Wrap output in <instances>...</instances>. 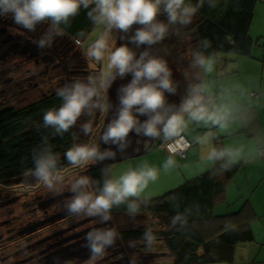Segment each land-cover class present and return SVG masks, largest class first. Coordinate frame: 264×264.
Segmentation results:
<instances>
[{
	"label": "clouds",
	"instance_id": "clouds-1",
	"mask_svg": "<svg viewBox=\"0 0 264 264\" xmlns=\"http://www.w3.org/2000/svg\"><path fill=\"white\" fill-rule=\"evenodd\" d=\"M216 8L219 0H0V17L11 18L15 25L35 32L37 25L50 22L48 31L39 39L40 47L50 48L57 36H63L71 19L78 15L81 8L87 11L93 25H102L98 39L88 49L87 56L95 61L107 60V71L97 77L89 74L86 80H75L57 89V96L62 103L50 108L43 114V127L53 128L63 135L76 125L81 115H93V109L107 113L111 107L103 92L110 88L116 77L131 75V80L119 89V107L115 118L105 126L100 139L104 143L116 144L121 148L130 144L129 134L143 136L148 141L158 140L168 149L169 155L162 168L167 172L175 168V156L182 151L178 148L181 133L186 127L185 113L195 122L218 125L221 129L228 126L230 113L223 107L216 106L211 93L206 98V88L196 86L184 99L178 109L167 104L165 93L175 94L173 72L166 60L151 55L147 50L136 54L127 45L109 48V37L113 30L128 33L133 25H138L130 42L139 47L162 42L169 34L170 25L187 27L199 10L205 6ZM167 17V23L159 21L161 14ZM63 25V27H62ZM179 34V29H176ZM210 42H201V47L193 52L194 63L206 73L213 70V57L204 54ZM147 119L141 121L139 117ZM85 135L93 132V122L89 120L82 126ZM264 154V153H262ZM111 150L101 153L97 144H77L64 153L65 159L74 167L95 164L97 160L110 156ZM227 159L223 165L230 170L237 162L234 150L213 148L209 160ZM106 173L108 169L104 170ZM160 171L147 163L138 168L129 167L120 175L105 178L102 187L93 191L87 176H81L70 185L74 193L66 202L65 209L74 217H94L101 224L112 219V209L125 205L129 216L135 217L141 206H148L151 197L146 194L150 183H155ZM25 179L32 175L38 183L49 191H56L58 177L55 175V160L50 155L37 161V167L23 173ZM175 200V198H172ZM179 208V203H174ZM176 211L170 218V229L183 232L188 228V214ZM115 228H93L85 235V244L89 257L85 264H98L106 250L118 239ZM144 243L151 248L156 241L153 229L146 228L143 233ZM67 264V262H65Z\"/></svg>",
	"mask_w": 264,
	"mask_h": 264
},
{
	"label": "crops",
	"instance_id": "crops-1",
	"mask_svg": "<svg viewBox=\"0 0 264 264\" xmlns=\"http://www.w3.org/2000/svg\"><path fill=\"white\" fill-rule=\"evenodd\" d=\"M261 9L264 10V2L259 1L255 4L248 31L252 43L249 55L234 54L235 58L231 64L225 65L223 77L216 81L215 86H212L211 81H207L208 73L194 63V57L187 48L184 49L183 56L179 57V61L176 59L173 61L166 57L157 45L146 49L136 47V44L130 42V37L134 35L133 31L128 33L112 31L108 41L110 50L127 45L137 58L140 53L147 50L151 55L167 61L173 72L172 79L176 92L175 94L166 92L165 96L167 104L174 109L180 107L182 101L190 95L191 89L200 86L206 88L202 93L206 98L211 93V97L214 95L215 105L223 107L230 113L228 126L224 129L211 123L192 121L185 113L187 123L181 135H184L192 145L184 158L175 156L177 166L166 172L162 165L168 155L159 148L160 141H148L142 135L130 133L128 138L130 144L121 148L116 144L104 143L100 139L107 123L115 118L119 107V89L131 80V75L123 78L117 76L110 88L104 92L111 107L104 114L97 136V145L101 153L111 150L116 154L115 159L105 156L97 160L96 165L109 168V178L120 175L129 167L138 168L145 163L160 171L158 180L150 183L146 189V194L151 200L163 197L200 176L216 173L215 179L223 182L224 186L209 209V213L216 219L203 223L200 227L203 236L212 239L223 232L234 231V237L236 233L239 235L249 232L251 238L247 241H226L227 246L232 244L233 254L226 257V261L215 255L216 258L210 264H264V155L258 154V150L264 148V28H258V32L251 35L252 28L256 27L253 26L255 13ZM171 33L169 32L170 35ZM111 39H115L113 43ZM84 45L83 41V47ZM88 49L89 47L85 54ZM89 71L98 77L101 72L107 71V65L105 68L101 66L90 68ZM213 71L219 74L217 64H213L211 72ZM234 79L238 85L236 89L234 85L228 86ZM75 80L79 78H72L70 83ZM252 93L257 94L258 98H254ZM139 118L141 121L147 119L144 116ZM213 148L234 150L237 160L234 165L238 168L230 179L225 180V171L220 169V165L227 163L226 158L209 160V153ZM156 244L159 246L156 252H140L139 255L152 254L157 258V264H169L171 257L166 249L163 250L162 242ZM145 245L143 243L142 246ZM145 250L151 251L152 248L146 247ZM163 256L165 258H162Z\"/></svg>",
	"mask_w": 264,
	"mask_h": 264
},
{
	"label": "trees",
	"instance_id": "trees-1",
	"mask_svg": "<svg viewBox=\"0 0 264 264\" xmlns=\"http://www.w3.org/2000/svg\"><path fill=\"white\" fill-rule=\"evenodd\" d=\"M259 1L264 2V0H219V6L216 8H209L206 5L199 10L195 20L187 27L182 29L180 25H170L169 28L173 29L171 36L175 39L184 32L190 33L192 41L188 50L192 56L193 52L201 47V42L205 40L210 42V46L204 49V54L212 56L213 59L217 58L220 53L249 55L252 43L248 31L255 4ZM191 2L195 3L196 0H191ZM87 11L81 8L78 15L71 19L65 34L61 36L64 40L62 42L64 49H66L65 45L73 43L74 39L83 42L90 34L94 25L88 18ZM157 18L167 23L165 14L162 13ZM49 25L50 22L42 23L38 24L37 28L45 26L49 29ZM176 29H179V34H176ZM32 34L30 32L31 36ZM38 34L39 32L35 35L37 40L41 37ZM74 49V52H71L73 62L66 60L67 68L70 75L77 68H83L85 70L83 72L86 73L83 78L86 80L87 76L91 74L88 68V59L80 51L81 48L75 47ZM20 70L21 67H18L17 73ZM23 85L13 88H21L20 86ZM17 96L16 93L15 97ZM61 103L62 101L56 93H49L25 106H17L9 101L0 104L1 191L17 189L28 192V190L42 187L32 175L25 179L23 173L34 170L37 167V161L46 159L50 155L55 160V175L58 180L85 167L84 165L72 166L65 159L64 153L77 144H93V141L97 139V133L105 113H101L99 109H93V115L90 116L86 110L76 125L61 135L56 133L53 128L42 126L44 112L53 107L58 108ZM89 120L93 122V132L85 135L82 126ZM97 163L86 165L88 168L84 176L89 178L91 189L98 192L102 187L103 180L109 178L108 172L104 171L109 168L96 165ZM237 168V165H233L230 170L226 171L223 165H220V169L225 171V180L230 179ZM215 176L216 173L205 174L163 197L151 200L148 206L142 205L136 216L147 217V227L115 228L119 234L118 239L122 244L121 247L130 264H138L136 257L131 255L139 256L140 252H144L143 248L147 247L146 245L142 246L144 243L143 233L146 228L153 229L156 236L151 251L156 252L159 247L156 243L161 241L163 250L166 249L171 257L169 264H210L216 258L215 255L226 261V257L233 254L232 244L227 246L226 241L250 240L249 232L239 235L236 233V237H234V231L223 232L212 239L203 236L200 227L203 223H209L216 219L209 213V209L212 208L216 197L221 194L224 186L223 182L215 179ZM173 197L175 200L172 199ZM174 203H179L178 209L174 207ZM186 208H190L188 228L183 232L170 229V218L175 215L177 210L184 212ZM112 216L132 217L128 215L125 205L114 207ZM218 218L222 219L223 217Z\"/></svg>",
	"mask_w": 264,
	"mask_h": 264
},
{
	"label": "rangeland",
	"instance_id": "rangeland-1",
	"mask_svg": "<svg viewBox=\"0 0 264 264\" xmlns=\"http://www.w3.org/2000/svg\"><path fill=\"white\" fill-rule=\"evenodd\" d=\"M194 20L195 17L192 21ZM4 22H7L6 26L3 25ZM253 26L256 27L252 28L251 35L257 33L258 28H264V10L261 9L256 11L255 23ZM5 27H7L8 32H11L13 36L18 35L25 41L27 40L31 46L42 48L45 58L47 59L49 57L55 61L53 63L48 61L45 62V59L42 60L41 57H39L37 63H35L36 57H32L31 60L28 61L32 53L21 54L20 49L14 54L6 52L4 59V48L1 49L0 56L3 57L2 61H0V69L2 70L1 72H3V77L0 78V89H5L9 85L5 84L8 77L12 78L9 82L13 84V86L22 83L24 85L20 86L21 88H13L7 93H0V104L9 101L11 104H16L17 106H25L41 98L43 94L48 95L49 93H56L58 87L61 88L63 85L62 82H64L65 85L66 82L76 77H78L79 80H84L83 77L86 73L83 72L85 71L83 68H77L72 72V75H70L69 70L64 69L65 66L68 65L66 60H71V62H73L71 59V52L75 50L73 48H80L82 45L80 46L73 41V43H69L68 46L65 45L66 49H60L61 47H59L56 51L58 54L56 56L51 47H40L38 43L39 40L35 37L39 32L38 35L42 38L45 32L48 31L47 27L44 26V28H40L42 27L40 26L36 28V32H31L34 34L31 36L30 32L26 29L15 25L11 18L0 17V29ZM137 27L138 25H133L130 31L135 32ZM180 28L183 29L185 27ZM102 30V25L93 26L90 34L84 40L85 45L82 49L83 53L84 50L90 47L91 44L99 38ZM172 30V28H169L170 32H172ZM3 36L4 35L0 36V40H2ZM113 36L114 34H112V37ZM170 36L171 35L168 34L166 40L164 39L162 42L155 45L161 49L166 57L173 61H175V59L179 61V57H182L185 52L184 49H190L192 36L187 32L182 33L175 39ZM56 38H59L57 39L58 42L62 43L64 41L61 36H57ZM114 40L115 39H111V42L113 43ZM135 46L137 47V45ZM148 47L150 46L144 44L140 45L138 48L146 49ZM168 48L170 49L168 50ZM84 55L88 59L89 69L100 66L105 68L107 65L106 58L104 61L100 62L90 59L85 53ZM235 56L234 54L220 53L217 58L213 59V64H217L218 66L219 74L217 75L215 71L208 73L207 81H211L212 86H215L216 81L223 77L225 65L228 63L231 64ZM17 65H23L19 73L13 74L12 71H9ZM6 69L9 70L4 71ZM27 71H29L28 74H26ZM27 75L29 79H34L31 81H29L28 78L22 79ZM28 81L31 83L29 84ZM233 82L230 81L228 86L231 87L234 85L235 89L238 88L235 79ZM16 93L18 95L17 97H15ZM213 96L212 101H214ZM93 144H97V139L93 141ZM87 168L88 167L85 166L58 180L55 192L49 191L43 186L28 190V192L19 191L17 189L1 191L2 189H0V264H65V262H67V264H85V261L89 257V252L88 249L83 246L85 244L84 238L86 233L93 228L147 227L148 219L143 215L135 217L112 216V219L107 224L99 223L98 219L94 217L71 216L65 209V202L74 195V193L69 191V188L76 179L84 176ZM121 245L120 240L117 239L115 244L106 250L104 257L98 261V264H130L127 255L123 249H121ZM143 251L153 253V251H147L144 248ZM131 256L136 257V263L138 264H157V258L152 254H145L144 256H137V254H135ZM162 258L165 257L163 256Z\"/></svg>",
	"mask_w": 264,
	"mask_h": 264
},
{
	"label": "flooded vegetation",
	"instance_id": "flooded-vegetation-1",
	"mask_svg": "<svg viewBox=\"0 0 264 264\" xmlns=\"http://www.w3.org/2000/svg\"><path fill=\"white\" fill-rule=\"evenodd\" d=\"M6 24H7V22H4L3 23V25L4 26H6ZM2 35H4L3 36V38H2V40H0V50L1 49H3L4 48V52H3V54H4V59H5V53L6 52H9V53H17V50L18 49H20V53L22 54V53H32L31 55L32 56H29V58L30 59H28V61L29 60H31V58L32 57H36L35 58V63H37L38 62V59H39V57H41L42 58V60L43 59H45V62L46 61H48V62H50V63H53L55 60L54 59H51V58H45V56L43 55L44 54V50L42 49V48H38V47H35V46H31V44H29V42L26 40H24L23 38H21V37H19L18 35H12L11 34V32H8V30H7V27H5V28H2V29H0V36H2ZM58 37H60V36H58ZM57 39H59V38H56L54 41H53V43H54V45L52 44V46H51V49H52V51L55 53V55L57 56L58 54L56 53V51H57V49L59 48V47H61L60 49H63V47H62V43L61 42H58V40ZM58 43V44H57ZM82 47H83V44H82ZM74 49V48H73ZM87 50V49H86ZM86 50H84V52L86 53ZM80 51H82V48L80 49ZM59 52V51H58ZM83 52V51H82ZM81 52V53H82ZM87 55V54H86ZM3 57V56H2ZM2 57L0 56V61H2ZM22 66L23 65H17V66H15L14 68H12V69H6V70H4V71H12L13 72V74H17V69H18V67H21V69H22ZM57 66V65H56ZM68 65H66L65 66V70H68ZM2 70L0 69V78H2L3 77V72H1ZM28 72L29 71H27L26 72V74H28ZM46 75V74H45ZM43 76V75H42ZM28 78V75L27 76H25L24 78H22V79H27ZM11 77H8V79L6 80V82H5V84H9L5 89H0V93H2V92H8V91H10L13 87H17L19 84H17V85H14L13 86V84H11L10 82H9V80L11 81ZM21 79V80H22ZM32 79H34V78H31V79H29L28 78V80L29 81H31ZM22 81H24V80H22ZM28 81V82H29ZM31 82H29V84H30ZM68 83H70V81H68V82H66V84H68ZM23 84V83H22ZM22 84H20V85H22ZM62 84L64 85V82H62ZM62 85V86H63ZM61 86V85H60ZM61 86V87H62ZM59 88V87H58ZM44 95H47V94H43V96Z\"/></svg>",
	"mask_w": 264,
	"mask_h": 264
},
{
	"label": "built area",
	"instance_id": "built-area-1",
	"mask_svg": "<svg viewBox=\"0 0 264 264\" xmlns=\"http://www.w3.org/2000/svg\"><path fill=\"white\" fill-rule=\"evenodd\" d=\"M74 42L77 43V44L80 45V46L82 45V42L79 41V40H77V39H74ZM252 96H253L254 98H256V99L258 98V95L255 94V93H252ZM181 136L183 137V139L179 140V142H178V148L182 149V151H180L176 156H178V157H180V158H184L185 155H186L187 150L191 147L192 144H191V142H189V141L186 139V137H185L184 135H181ZM159 148H160V149H161L166 155H169L168 149H167L166 147H162V146H161V143L159 144ZM262 153H264V148L258 150V154H259L260 156L264 155V154H262Z\"/></svg>",
	"mask_w": 264,
	"mask_h": 264
}]
</instances>
